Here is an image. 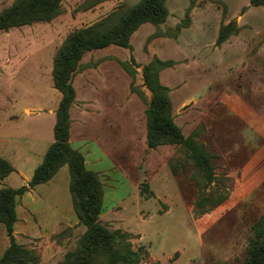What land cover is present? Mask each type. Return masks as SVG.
I'll return each instance as SVG.
<instances>
[{
  "label": "rangeland",
  "instance_id": "1",
  "mask_svg": "<svg viewBox=\"0 0 264 264\" xmlns=\"http://www.w3.org/2000/svg\"><path fill=\"white\" fill-rule=\"evenodd\" d=\"M13 1L0 0V10ZM137 1L62 0L51 21L0 31V137L23 142L26 132L36 131L45 137L61 98L53 84V59L66 35ZM166 4L165 21L141 24L131 35V49L109 45L84 54L72 80L74 138L90 149L84 151L86 167L100 169L101 222L130 232L132 246L148 250L140 264H239L252 224L264 214V6L249 0ZM227 24L233 31L217 43L219 28ZM130 55L136 62L133 76L123 66ZM154 56L169 62L159 77L169 88L174 121L211 155L210 182L182 146L146 144L150 91L142 68ZM96 102H107L108 122L99 131L91 121ZM7 140L0 155L8 161L23 157L9 151ZM96 156L99 163L92 166ZM28 180L12 173L0 187ZM68 183L64 166L54 179L17 199L13 234L36 251L38 264H59L85 230L70 203ZM201 195L225 200L201 214L195 207ZM56 197L63 200L60 206ZM7 245L0 223V256Z\"/></svg>",
  "mask_w": 264,
  "mask_h": 264
},
{
  "label": "trees",
  "instance_id": "2",
  "mask_svg": "<svg viewBox=\"0 0 264 264\" xmlns=\"http://www.w3.org/2000/svg\"><path fill=\"white\" fill-rule=\"evenodd\" d=\"M167 0H138L125 9L113 11L94 24L74 29L66 35L53 59L52 79L61 98L55 110L53 141L47 147L41 162L34 168L30 179L18 187H0V223L3 224L8 245L0 256V264H38L39 255L34 249L19 244L13 234L17 219V199L34 186L48 182L62 166H67L70 201L79 222L85 227L75 249L68 251L59 264H140L149 257L148 250L139 245L134 248L131 233L110 229L100 220L104 208V190L97 171L85 165L82 152L72 147L70 134V107L75 99L73 76L84 54L109 45L131 49L132 33L143 23L158 25L168 15ZM62 0H14L0 10V31L35 22H49L61 12ZM252 6H264V0H249ZM231 24L219 28L217 43L223 42L232 32ZM130 64L124 68L133 76L136 64L130 55ZM169 65L154 56L143 65L142 76L150 99L145 109L146 144L156 148L175 144L184 148L193 165L212 181L214 170L211 155L194 137H185L174 121L169 88L160 81V71ZM140 97L143 93L137 90ZM14 167L0 155V180L7 177ZM148 190L145 184L143 194ZM153 195V192H149ZM225 200L221 195L208 199L201 195L195 207L201 214L211 211ZM239 264H264V214L251 227L245 257Z\"/></svg>",
  "mask_w": 264,
  "mask_h": 264
},
{
  "label": "crops",
  "instance_id": "3",
  "mask_svg": "<svg viewBox=\"0 0 264 264\" xmlns=\"http://www.w3.org/2000/svg\"><path fill=\"white\" fill-rule=\"evenodd\" d=\"M75 104V102H73L72 106ZM79 105H83L82 103H80ZM71 106V107H72ZM80 106V108H81ZM70 107L69 113H70V134H69V141L70 144L72 145L73 148L82 151L84 158H85V165L87 164V158L85 156L84 151H86L85 145L83 144L84 141L82 139H76L74 138V131L72 129L73 126V122L75 119V115L72 113V108ZM97 107L94 110V116L93 119L91 118V121L94 122V128L95 131H99L101 128V123H105L107 124V102H96L95 106ZM50 115H52L53 117L50 119L49 122V132L46 133L45 137L43 135V133L41 131H36V132H26L28 136H25L23 138V142H13L11 140V138H8V140L5 137H0V154H2V151L4 149V147L6 146V140L8 141L7 145L9 148L10 152L13 151H19L20 153L22 152L23 157H19V158H15L14 161L13 160H9L10 163L12 164V166L14 167V171H12L10 173V175L12 173H16L22 180H28L29 176L31 177L32 172L35 168V166L37 164H39L43 158V155L48 147V145L53 141V136L51 137V132L53 133V126L55 123V116L54 113L52 112V114L50 113ZM77 118V117H76ZM80 118L83 119V115H80ZM104 124V125H105ZM105 127V131H106V125ZM10 139V140H9ZM145 139H146V131H145ZM146 141V140H145ZM94 146L103 154L105 155V151L102 150L99 146L98 143L96 141H92ZM82 147H84L85 149H82ZM90 150V149H88ZM3 155V154H2ZM105 157L107 158L108 162H109V167H113V163L111 162V160L108 158V156L105 155ZM99 157H93V163L91 164L92 166H95L96 164H98ZM64 167V166H62ZM62 167L60 169H62ZM67 167V166H66ZM106 167V168H109ZM101 168V167H100ZM59 169V171H60ZM95 171H100L99 167H94V168H89ZM68 170V169H67ZM59 171L49 180L51 181L52 179H54L56 177V175L59 173ZM47 183V182H46ZM44 183L38 184L36 186H34L33 188H31L28 191H32L35 192V189L37 187H41V185H43ZM24 195V194H23ZM22 195V196H23ZM21 196V197H22ZM19 197V198H21ZM23 198V197H22ZM55 204L59 205L63 202V200L60 197H56L55 198ZM71 203V202H70ZM25 204L30 205V201H26L25 200ZM34 208V207H33ZM36 210V208H34ZM8 237V236H7Z\"/></svg>",
  "mask_w": 264,
  "mask_h": 264
}]
</instances>
